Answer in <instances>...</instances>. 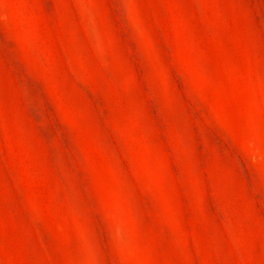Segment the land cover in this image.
Instances as JSON below:
<instances>
[{"label":"rangeland","instance_id":"rangeland-1","mask_svg":"<svg viewBox=\"0 0 264 264\" xmlns=\"http://www.w3.org/2000/svg\"><path fill=\"white\" fill-rule=\"evenodd\" d=\"M0 264H264V0H0Z\"/></svg>","mask_w":264,"mask_h":264}]
</instances>
